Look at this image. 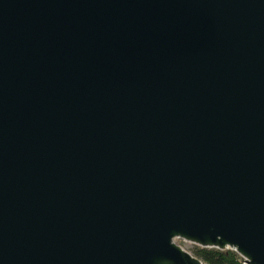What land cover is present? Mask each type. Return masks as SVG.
Listing matches in <instances>:
<instances>
[{"label":"water","instance_id":"95a60500","mask_svg":"<svg viewBox=\"0 0 264 264\" xmlns=\"http://www.w3.org/2000/svg\"><path fill=\"white\" fill-rule=\"evenodd\" d=\"M264 264V0H0V264Z\"/></svg>","mask_w":264,"mask_h":264},{"label":"trees","instance_id":"16d2710c","mask_svg":"<svg viewBox=\"0 0 264 264\" xmlns=\"http://www.w3.org/2000/svg\"><path fill=\"white\" fill-rule=\"evenodd\" d=\"M206 264H243V259L230 249L199 247L196 245L194 254Z\"/></svg>","mask_w":264,"mask_h":264},{"label":"rangeland","instance_id":"374dc122","mask_svg":"<svg viewBox=\"0 0 264 264\" xmlns=\"http://www.w3.org/2000/svg\"><path fill=\"white\" fill-rule=\"evenodd\" d=\"M176 243L182 246L185 250L189 251L190 253L194 254L196 245L193 243H190L188 241L182 240V239H176Z\"/></svg>","mask_w":264,"mask_h":264}]
</instances>
